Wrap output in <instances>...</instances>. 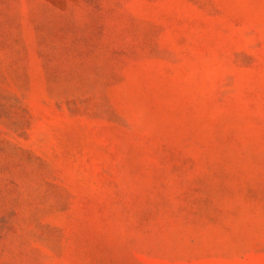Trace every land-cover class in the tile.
Segmentation results:
<instances>
[{
    "label": "rangeland",
    "instance_id": "obj_1",
    "mask_svg": "<svg viewBox=\"0 0 264 264\" xmlns=\"http://www.w3.org/2000/svg\"><path fill=\"white\" fill-rule=\"evenodd\" d=\"M0 264H264V0H0Z\"/></svg>",
    "mask_w": 264,
    "mask_h": 264
}]
</instances>
